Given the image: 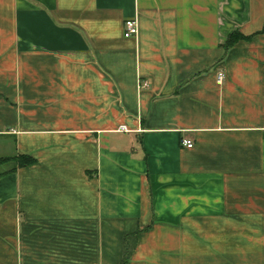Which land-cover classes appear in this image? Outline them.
<instances>
[{"label": "crops", "instance_id": "obj_1", "mask_svg": "<svg viewBox=\"0 0 264 264\" xmlns=\"http://www.w3.org/2000/svg\"><path fill=\"white\" fill-rule=\"evenodd\" d=\"M0 264H264V0H0Z\"/></svg>", "mask_w": 264, "mask_h": 264}, {"label": "built area", "instance_id": "obj_2", "mask_svg": "<svg viewBox=\"0 0 264 264\" xmlns=\"http://www.w3.org/2000/svg\"><path fill=\"white\" fill-rule=\"evenodd\" d=\"M138 32H139V24H138V21L136 19H133V20L130 19V20H127L125 22V36L126 37L136 36L138 34ZM225 78H226L225 71L219 70L217 73L218 82L223 83ZM121 129L125 130L126 127L122 126ZM182 144H183V146H186V147H193L194 146L193 142L187 138L182 139Z\"/></svg>", "mask_w": 264, "mask_h": 264}, {"label": "trees", "instance_id": "obj_3", "mask_svg": "<svg viewBox=\"0 0 264 264\" xmlns=\"http://www.w3.org/2000/svg\"><path fill=\"white\" fill-rule=\"evenodd\" d=\"M244 36L240 32H234L229 36L227 46L232 45L236 40L242 39ZM20 166L32 165L36 162V159L31 155H21L17 157Z\"/></svg>", "mask_w": 264, "mask_h": 264}]
</instances>
